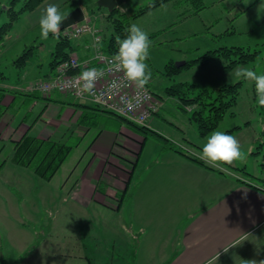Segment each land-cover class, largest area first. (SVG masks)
Masks as SVG:
<instances>
[{"label": "crops", "instance_id": "obj_1", "mask_svg": "<svg viewBox=\"0 0 264 264\" xmlns=\"http://www.w3.org/2000/svg\"><path fill=\"white\" fill-rule=\"evenodd\" d=\"M18 1L4 3L5 11L10 5L15 7ZM93 1L43 0L32 10L21 11L17 18L28 12L26 16L33 23L39 22L49 4L61 9L72 2L71 10L77 6L83 9L85 5L105 16L109 13L97 5V0ZM116 1L118 6L120 1ZM193 1L171 0L162 4L165 7L157 8H165L167 11L162 12L177 18L171 24H182L200 11H194ZM104 21L109 23L97 28L108 36L112 26L109 20ZM171 24L151 34H158ZM56 42L57 39L48 63H36L29 69L23 58L21 64L15 63L19 70L13 78L0 69V141L17 140L26 132L61 141L76 138L71 152L77 150L78 159L68 172L58 177L55 197L63 199L58 203L56 215L63 211L64 228L67 229L64 210H68V204L78 210L74 219L78 225V251L42 253L22 261L27 264H206L217 251L221 253L218 264L264 260L263 177L248 173L247 178L230 172L232 165L213 168L195 161L194 155L200 153L158 132L155 116L151 115L145 125L166 141L147 137L123 118L97 108L88 99L54 92L51 97L57 101H53L20 92L29 82L54 74L51 53ZM92 49V37L86 33L72 44L70 54L84 59L91 56ZM36 125L42 126L40 132L32 134ZM149 137L158 141L149 143ZM65 162L56 174H60ZM34 194L37 198H49L44 191L40 197L38 192ZM3 218L0 217V223L12 232L10 223ZM28 218L29 222L34 219ZM16 240L12 242L17 244ZM41 241L40 252H45L44 246L50 245L51 240ZM52 242L65 246L68 240ZM229 245L235 246L224 253L223 247Z\"/></svg>", "mask_w": 264, "mask_h": 264}, {"label": "rangeland", "instance_id": "obj_2", "mask_svg": "<svg viewBox=\"0 0 264 264\" xmlns=\"http://www.w3.org/2000/svg\"><path fill=\"white\" fill-rule=\"evenodd\" d=\"M8 1L0 0V25L9 19L4 8V3ZM119 1L120 4L117 6L119 12L129 19L130 13L153 0ZM23 2L24 0H19L14 9H19ZM204 2L207 6L182 24L176 22L171 24L177 18L162 12L167 9L160 10L161 8L157 7L129 19L131 25H138L148 36L155 30L171 24L170 28L149 37L151 47L146 62L151 69L152 78L148 86L160 100L158 113L152 115L157 121L154 126L167 138L181 142L200 153L210 133L206 136L200 135L196 124L189 119L191 106L182 108L181 100L168 94L165 89L174 83L188 82L195 84L193 94H190L194 96L202 89L215 92L221 85L240 82L236 104L229 110L233 114L226 112L212 132L223 131L233 135L240 142L242 155L229 168L230 172L247 178L248 173L264 178V107L256 103L254 83L237 81L233 75L238 66L250 68L257 74H264V0H204ZM72 7L73 2L60 10L65 14ZM89 8L91 7L83 6L84 14L96 27L102 28L109 23L104 21L106 18L103 13H99L94 7ZM27 13H21L13 21L1 46L0 69L12 78L19 70L16 64L22 63L19 60L21 55L27 60L26 67L29 69L36 63H48L50 51L56 40L52 34H49L47 40L41 39L39 22L33 23L26 16ZM71 27L61 30L60 33L69 32ZM68 38L71 44L78 40V36ZM223 46H243L250 51L259 49L260 52L253 61L237 63L228 70L222 68L225 60L218 56H209L206 62L195 61L191 66L183 64L179 72L167 75L165 66L169 62L175 65L185 63L198 58L207 50ZM41 127L36 125L32 134L37 133ZM70 140L73 142L76 138L72 137ZM157 141L152 137L148 139L149 143ZM4 143L6 147L0 153V162L11 153L10 143ZM4 143L0 141V147ZM188 154L193 155L191 152ZM77 156V150L70 152L64 168L52 180L39 177L31 168L14 164L9 158L0 168V217H4L3 219L12 227L11 232L0 223V264H27L25 260L22 261L25 257L27 259L30 256L51 252L56 255L66 250L73 253L78 251V225L75 222L78 210L71 209L69 207L71 205L68 204V210H64L68 219L67 229L64 228L63 211L56 215L58 203L63 199L55 197L58 177L64 171L68 172L78 159ZM194 156L200 160L199 154ZM42 191L46 192L45 196L49 198L40 197ZM37 192L40 198L35 196L34 193ZM28 216L34 217L32 222L28 221ZM43 239L51 241L50 245L45 244V252H40L43 249L41 241ZM12 240H16L17 244ZM58 240H68L67 245L52 242Z\"/></svg>", "mask_w": 264, "mask_h": 264}, {"label": "trees", "instance_id": "obj_3", "mask_svg": "<svg viewBox=\"0 0 264 264\" xmlns=\"http://www.w3.org/2000/svg\"><path fill=\"white\" fill-rule=\"evenodd\" d=\"M16 1L17 0H10L12 4ZM42 1L43 0H24V3L19 9H14L12 5L8 7L7 13L9 15V19L0 25V49L3 45L8 30L11 28L12 23L17 18L18 14L21 11L32 10ZM168 1L171 0H153L147 3L145 6H141L132 12L129 19H133L145 14ZM193 2H195L194 11L201 10L207 6L206 3L202 2V0H194ZM105 17L110 21L112 32L107 36L104 30L100 29V46L104 52L115 54L118 51L116 37L119 36L121 39L126 38L128 35L127 30L130 28L131 23L129 19H126L124 15L119 12L117 7L114 8L113 11L109 12ZM151 36H153V34L149 35L148 37ZM71 50L72 44L70 42V38H68L65 34H59V39L57 40L54 50L51 53V65L53 67L55 66L56 68L69 56ZM259 52V49L250 51L249 49H245L243 46H223L216 49L207 50L198 58L191 61H185L183 66H191V64L195 61L206 62L209 56H218L226 61H224L225 64L222 66V68L228 70L233 68L237 63L253 61L258 56ZM19 58L20 61H24L23 55H21ZM181 67L182 65L176 66L173 64V62H169L165 66L167 75H172L179 72ZM194 86L195 84L192 83L179 82L168 86L165 91L170 95L177 96L181 100L182 108L186 109L188 106H191L189 109V118L196 124L199 134L206 136L211 133L214 128H216L220 120L224 117L225 113L236 104L239 94L240 82L221 85L215 92L202 89L194 96H190V94H193ZM20 92H23L34 98L40 97L42 99L47 98L57 101L51 97L52 93L56 91H51L45 94L38 91ZM62 94L69 95L66 93ZM95 106L101 110L108 111L96 104ZM108 112L113 113L111 111ZM229 113L233 114L230 111ZM117 116L123 118L127 124L134 128V130L147 134V137L154 136L157 139L166 141L165 137L156 131L150 130L145 125L133 123L120 115ZM9 143L11 145V153L9 156L3 157L0 162V168L9 158L12 163L29 167L39 177L45 180H50L56 174L62 163L66 160L72 151V148L76 145V140L73 142L61 141L52 137L34 136L26 132L21 138L17 140L10 139ZM4 145L5 143L1 145L0 153L5 149L6 146ZM194 160L199 163H203L198 159L194 158Z\"/></svg>", "mask_w": 264, "mask_h": 264}, {"label": "clouds", "instance_id": "obj_4", "mask_svg": "<svg viewBox=\"0 0 264 264\" xmlns=\"http://www.w3.org/2000/svg\"><path fill=\"white\" fill-rule=\"evenodd\" d=\"M162 7L165 6L162 5ZM66 18L56 4H49L44 8L39 18L41 39L47 40L49 34H52L58 40L61 24ZM127 31L126 38L116 37L118 51L110 58H106L108 71L121 73L124 81L134 85L137 90L146 91L152 78L151 69L146 62L149 59L151 41L147 32L136 24L131 25ZM103 75V70L95 67L82 71L79 75L82 85L78 89V94L90 93L96 81ZM233 75L237 81L245 80L254 83L256 103L260 107H264V74H257L250 68L238 66ZM241 155L239 140L233 135L216 130L206 138L199 159L213 168H221L223 165H232L241 158ZM234 246L223 247V252L227 253ZM220 255L221 253L217 251L213 257L206 261V264H218ZM244 264H264V260H244Z\"/></svg>", "mask_w": 264, "mask_h": 264}, {"label": "built area", "instance_id": "obj_5", "mask_svg": "<svg viewBox=\"0 0 264 264\" xmlns=\"http://www.w3.org/2000/svg\"><path fill=\"white\" fill-rule=\"evenodd\" d=\"M71 26L69 32L65 33L68 37H79L86 33L91 35L93 46L91 56L80 59L78 55L72 53L56 67L51 77L29 82L22 90L38 91L43 94L56 91L69 94L75 99H88L133 123L145 125L146 120L159 110L160 100L148 86L146 91L137 90L134 85L123 80L121 73L108 71L106 58L113 54L101 49V34L89 18H84ZM93 67L103 70L104 75L96 81L90 93L78 94V89L82 85L80 73Z\"/></svg>", "mask_w": 264, "mask_h": 264}, {"label": "water", "instance_id": "obj_6", "mask_svg": "<svg viewBox=\"0 0 264 264\" xmlns=\"http://www.w3.org/2000/svg\"><path fill=\"white\" fill-rule=\"evenodd\" d=\"M97 5L99 7L106 8L108 12H111L117 6V1L116 0H98ZM65 16L67 18L61 24V30L83 20L85 17L83 9L80 6L73 8ZM183 64H184V62L183 63H177L176 65L181 66Z\"/></svg>", "mask_w": 264, "mask_h": 264}]
</instances>
